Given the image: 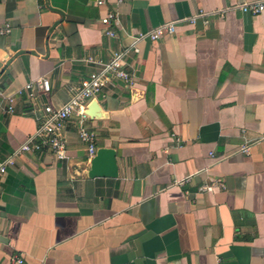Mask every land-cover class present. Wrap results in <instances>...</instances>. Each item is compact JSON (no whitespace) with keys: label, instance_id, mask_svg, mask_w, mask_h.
<instances>
[{"label":"crops","instance_id":"obj_1","mask_svg":"<svg viewBox=\"0 0 264 264\" xmlns=\"http://www.w3.org/2000/svg\"><path fill=\"white\" fill-rule=\"evenodd\" d=\"M97 1L0 0V264H264V11L241 10L264 0H124L115 38ZM196 14L139 43L130 79L87 107L116 178L89 177L78 115L64 160L20 151L41 144L44 104L96 70L87 59ZM41 79L49 92L29 97Z\"/></svg>","mask_w":264,"mask_h":264},{"label":"built area","instance_id":"obj_2","mask_svg":"<svg viewBox=\"0 0 264 264\" xmlns=\"http://www.w3.org/2000/svg\"><path fill=\"white\" fill-rule=\"evenodd\" d=\"M124 2V0H99L97 5L102 6L104 3L111 5V8L107 11L106 15L102 17L101 23L106 27L105 36L107 38L116 35L111 27L119 28L120 20L118 7ZM243 12H249L252 14H258L264 11V2L248 3L241 6ZM202 16L196 14L191 19L178 20L172 23L159 25L144 34L137 37H133L132 43L125 49L112 53L108 61H101L100 59L91 60L87 59V62L96 67V70L91 72L86 78L81 79L78 86L73 88L72 95L69 100L60 107H53L49 104H44L40 109V125L36 132V135L41 140L40 145H31L30 143L24 144L21 148V152H32L46 145L51 153L57 160H64L66 158V142L63 136L66 124L73 115L79 117V130L78 135L81 141L88 144L89 157L92 158L96 153L95 137L92 132H88L82 127L84 119H87V107L98 98L104 97L103 90L111 84L112 81L122 80L128 81L132 74L130 73V67L126 63L127 57L131 51L137 52V46L144 40L157 41L167 35L175 33V26L180 22L194 23V21ZM10 28L8 25H0V35L8 34ZM34 88L47 94L50 90L47 79H41L35 84L25 85V90L29 93V97H33ZM9 111H12L9 107ZM247 151L246 147L241 149ZM6 172V164L0 165V175ZM211 187L205 186L204 190H209Z\"/></svg>","mask_w":264,"mask_h":264},{"label":"water","instance_id":"obj_3","mask_svg":"<svg viewBox=\"0 0 264 264\" xmlns=\"http://www.w3.org/2000/svg\"><path fill=\"white\" fill-rule=\"evenodd\" d=\"M95 109V106L90 107V112ZM90 112L88 115H90ZM90 178H116L117 163L115 150L111 148H99L90 161L89 169Z\"/></svg>","mask_w":264,"mask_h":264}]
</instances>
